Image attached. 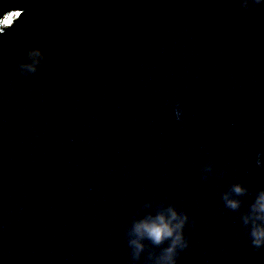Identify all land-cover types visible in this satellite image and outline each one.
<instances>
[{
  "label": "water",
  "instance_id": "95a60500",
  "mask_svg": "<svg viewBox=\"0 0 264 264\" xmlns=\"http://www.w3.org/2000/svg\"><path fill=\"white\" fill-rule=\"evenodd\" d=\"M53 41L62 60L22 77L18 49ZM258 153L264 6L0 0V264H130L125 229L149 199L196 220L177 264H264L221 199L242 182L247 210ZM209 160L228 174L203 181Z\"/></svg>",
  "mask_w": 264,
  "mask_h": 264
},
{
  "label": "clouds",
  "instance_id": "9594fccd",
  "mask_svg": "<svg viewBox=\"0 0 264 264\" xmlns=\"http://www.w3.org/2000/svg\"><path fill=\"white\" fill-rule=\"evenodd\" d=\"M238 5V11L244 18L253 14L257 7L264 6V0H233ZM64 44L60 41L48 43L44 48L23 45L18 49L14 65L22 77H36L48 60L51 53V63L62 60L61 53ZM174 115L182 120V110L177 102ZM257 154V167L264 168ZM201 179L208 181L212 175L223 179L228 174L227 168L217 172L215 160H209L200 168ZM249 194V188L242 182H235L222 192L224 207L239 213V222L247 232L249 241L255 251L264 249V188L259 189L247 210L241 211L243 197ZM152 209V211H145ZM191 223L195 228L196 220L187 211L167 200H145L132 213L130 222L125 229V238L130 250V264H177L181 252L189 247L190 240L185 234V228Z\"/></svg>",
  "mask_w": 264,
  "mask_h": 264
},
{
  "label": "rangeland",
  "instance_id": "374dc122",
  "mask_svg": "<svg viewBox=\"0 0 264 264\" xmlns=\"http://www.w3.org/2000/svg\"><path fill=\"white\" fill-rule=\"evenodd\" d=\"M15 13H17V12H15V11L10 12V13L6 16V18L4 19V21L8 23V22H10L11 20H13V18L16 16V15H14Z\"/></svg>",
  "mask_w": 264,
  "mask_h": 264
},
{
  "label": "snow or ice",
  "instance_id": "6c2138e0",
  "mask_svg": "<svg viewBox=\"0 0 264 264\" xmlns=\"http://www.w3.org/2000/svg\"><path fill=\"white\" fill-rule=\"evenodd\" d=\"M14 15L18 16V15H19V13H15Z\"/></svg>",
  "mask_w": 264,
  "mask_h": 264
}]
</instances>
